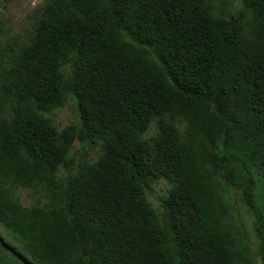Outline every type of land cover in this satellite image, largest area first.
Listing matches in <instances>:
<instances>
[{
	"label": "trees",
	"instance_id": "1",
	"mask_svg": "<svg viewBox=\"0 0 264 264\" xmlns=\"http://www.w3.org/2000/svg\"><path fill=\"white\" fill-rule=\"evenodd\" d=\"M5 32L0 264H255L231 209L264 264V0H47Z\"/></svg>",
	"mask_w": 264,
	"mask_h": 264
},
{
	"label": "rangeland",
	"instance_id": "2",
	"mask_svg": "<svg viewBox=\"0 0 264 264\" xmlns=\"http://www.w3.org/2000/svg\"><path fill=\"white\" fill-rule=\"evenodd\" d=\"M47 0H0V28H4L5 33L1 36L6 38L7 36H26L33 28L35 22V12L40 8ZM53 124L62 130L66 125L78 122V115L74 110L72 104H68L60 109L54 111L51 115ZM79 149L76 145V151ZM170 188V183L166 180L157 181L152 189L148 192V200L152 203L153 207L157 208L161 204V197L164 196L168 189ZM16 197L19 202L24 206H33L39 200L40 196L37 192L32 190L17 189L15 192ZM42 201L46 203V199L41 197ZM229 226L235 231L236 214L231 209L229 218ZM0 240L4 243V246H11L8 238L6 237L4 231L0 228ZM252 246L241 245L244 250H247L251 255L252 260H255V264H262L260 257H256L257 243L255 242V237H252Z\"/></svg>",
	"mask_w": 264,
	"mask_h": 264
},
{
	"label": "clouds",
	"instance_id": "3",
	"mask_svg": "<svg viewBox=\"0 0 264 264\" xmlns=\"http://www.w3.org/2000/svg\"><path fill=\"white\" fill-rule=\"evenodd\" d=\"M60 109V108H59ZM57 110V109H56ZM54 112H52V113H50V114H48L47 116L50 118V119H52V117H51V115L53 114ZM52 124H53V122H52ZM54 125V124H53ZM55 126V125H54ZM67 126V125H66ZM65 126V127H66ZM56 127V126H55ZM64 127V128H65ZM57 128V127H56ZM63 128V129H64ZM62 129V130H63ZM57 130H59L58 128H57ZM61 131V130H60ZM78 145V144H77ZM92 156H96V154H92ZM79 158V157H78ZM16 190L17 189H25V188H22V187H16L15 188ZM16 190H15V192H16ZM25 190H30V189H25ZM33 191V190H32ZM16 196V195H15ZM18 199V198H17ZM46 199V198H45ZM38 202V201H37ZM39 202H41V203H44L43 201H42V199H41V197L39 198ZM46 202H47V200H46ZM24 206V205H23ZM25 207H28V206H25ZM233 231V230H232ZM234 233H235V235H236V239H234L235 241H234V244H237L238 245V249L239 248H242L241 247V245H242V243H243V245H248V246H252V243H250L249 242V239H248V241H247V238L245 237V236H243V237H240L237 233H236V231H234ZM251 234L253 235V233L251 232ZM254 236V235H253ZM8 238V237H7ZM9 240V239H8ZM243 249V248H242ZM244 250V249H243ZM256 250V249H255ZM245 252L247 251V250H244ZM248 252V251H247Z\"/></svg>",
	"mask_w": 264,
	"mask_h": 264
}]
</instances>
